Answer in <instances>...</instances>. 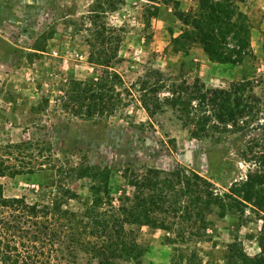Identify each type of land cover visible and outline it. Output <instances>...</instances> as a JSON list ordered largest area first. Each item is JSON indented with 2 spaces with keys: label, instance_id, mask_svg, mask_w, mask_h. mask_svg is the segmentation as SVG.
I'll use <instances>...</instances> for the list:
<instances>
[{
  "label": "rangeland",
  "instance_id": "374dc122",
  "mask_svg": "<svg viewBox=\"0 0 264 264\" xmlns=\"http://www.w3.org/2000/svg\"><path fill=\"white\" fill-rule=\"evenodd\" d=\"M98 1L0 0V194L47 203L58 192V183L76 194L66 196L62 208L81 214L91 202L93 180L68 176L73 166L99 165L114 171L108 186L114 204L120 203L117 198L124 190L132 195L134 187L127 180L132 172L191 170L209 181L213 195L222 200L204 208L205 229L193 216L195 192L176 197L165 192L177 203L168 212L156 209L153 224H124L127 241L136 243L137 251L133 247L116 255L113 264H244L239 248L250 256L259 253L256 237L262 220L249 204L239 206L224 195L249 173L264 175V96L261 111L256 107L253 118L245 117V124L239 121L238 130L201 138L191 136L170 109L150 118L126 89H118L121 103L113 112L92 118L72 113L62 91L67 80L99 73V67L88 62L85 41L90 11ZM237 4L246 16L252 49L240 64L210 59L200 43L182 38L191 27L181 22L177 12L196 11L198 0H125L117 11H108L105 20L124 28L120 61L114 65L124 87L129 88L150 66L181 74L188 82L198 77L211 88L264 76V0ZM260 89L255 88L258 94ZM57 166L67 173L59 177ZM257 186L264 188L263 183ZM178 205L192 217H179L172 208ZM90 230L87 226L82 233L90 243L107 239L98 235L100 229L92 230L93 235ZM92 261L79 246L75 255L68 254L56 264Z\"/></svg>",
  "mask_w": 264,
  "mask_h": 264
},
{
  "label": "trees",
  "instance_id": "16d2710c",
  "mask_svg": "<svg viewBox=\"0 0 264 264\" xmlns=\"http://www.w3.org/2000/svg\"><path fill=\"white\" fill-rule=\"evenodd\" d=\"M237 1L243 0H198L196 11L177 12L181 22L191 27V31L182 38L200 43L209 58L217 62H243L252 54V49L248 22L238 10ZM124 2L99 0L97 8L90 11L91 28L85 39L88 62L99 67V73L84 80H67L62 91L69 102L66 108L72 113L92 118L107 110L113 112L121 103L122 93L118 89H126L141 103L150 118L165 108L170 109L191 136L201 138L238 130L239 121L245 124V117L253 118L257 114L254 113L256 107L258 112L261 111L264 76L244 77L227 88H211L198 77L188 82L181 74L167 73L150 66L129 88H125L121 75L114 68L120 61L124 28L110 24L104 16L108 11H117ZM256 87L263 88L260 94ZM55 171L59 177L67 173L62 166H57ZM113 172L108 167L90 164L70 168L68 176H89L93 180L91 202L86 203L81 214L62 208L66 196L73 198L76 194L58 183V192L47 203L30 202L25 196L5 198L0 194V264H56L68 254L75 255L79 246L95 260L92 264H113L112 259L116 255L122 256L133 247L136 250L137 244L127 241L129 232L124 224H153L156 209L164 208L168 212V207L177 203L168 199L165 192H174L171 194L175 197L195 192L192 202L195 209L192 212L195 219L201 221L202 229L206 223L202 220L204 208L207 210L213 202L222 201L213 195L212 184L203 176L178 168L170 172L158 169H147L142 174L132 172L127 178L134 187L132 195L124 190V194L117 198L120 203L114 204L108 188ZM261 183L264 184V175L251 172L245 180L235 181L229 193L224 195L239 206L249 204L262 220L256 237L259 253L250 256L243 247L239 248L244 264H264V188L257 186ZM101 192H105L104 197ZM40 193L45 195V192ZM166 203L167 208L164 207ZM106 205L108 207H104ZM172 208L185 220L192 217L185 206ZM83 217L87 218L86 222ZM178 225L183 228L181 220ZM87 226L91 229L90 235H93L92 230L100 229L98 235L104 234L107 239L102 243L85 240L82 233Z\"/></svg>",
  "mask_w": 264,
  "mask_h": 264
}]
</instances>
